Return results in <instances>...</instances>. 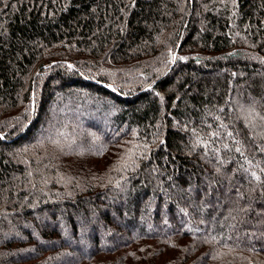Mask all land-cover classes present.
Listing matches in <instances>:
<instances>
[{
    "label": "trees",
    "instance_id": "1",
    "mask_svg": "<svg viewBox=\"0 0 264 264\" xmlns=\"http://www.w3.org/2000/svg\"><path fill=\"white\" fill-rule=\"evenodd\" d=\"M242 103L264 0H0V264H264Z\"/></svg>",
    "mask_w": 264,
    "mask_h": 264
},
{
    "label": "rangeland",
    "instance_id": "2",
    "mask_svg": "<svg viewBox=\"0 0 264 264\" xmlns=\"http://www.w3.org/2000/svg\"><path fill=\"white\" fill-rule=\"evenodd\" d=\"M246 94H249V93H246ZM245 94V95H246ZM247 96V95H246ZM104 103H105V101H103ZM101 105H103V103H102V101L101 102H98V103H96L95 104V108H96V116H98L99 118H95V119H98L100 122L102 121V123L104 124L105 122H106V120H107V117H106V115H107V113H105V112H103L101 109H102V106ZM87 106V104L85 103V105L84 106H78V107H75V108H72V109H66L67 111H69V112H71V114L73 115V119L75 120V121H77V123L78 122H82V121H85L86 120V118H84L83 117V115L84 114H82V113H86V111L88 110V108L86 107ZM58 111V110H57ZM59 113L61 112L60 110L58 111ZM239 113H240V115H241V117H242V119L245 121V122H247L248 123V126H250V128L254 131V133L255 132H257V133H264V119H261L262 118V116L264 117V115H263V113L262 112H260L259 110H258V108H256L255 106H253V105H251V104H246V105H244V103H242L240 106H239ZM81 117V118H80ZM205 180V179H204ZM138 192V194H140V195H143V192H141V191H137ZM125 202V200L123 199V200H121V201H118V202H115L114 203V206H112V205H109V204H107V205H109V206H111V208L112 207H118V206H122V204ZM96 213V212H95ZM115 213H116V210H115ZM126 216H125V219H123V218H119V217H117L116 218V223L120 226V224H124L126 227H128V228H135L137 225L136 224H134V223H132L131 222V220H128V218H129V216H128V211H127V213L125 214ZM127 219V220H126ZM82 221V220H81ZM130 228V229H131ZM88 228H87V226L86 227H84V229H83V233H84V235H86L87 236V233H86V230H87ZM31 230H33V229H31ZM111 230H113V228L111 229H109L108 231L106 230V231H104L102 228L99 230V234H101L102 235V239H105V240H108L109 239V235L111 234ZM88 231V230H87ZM89 231H91V230H89ZM109 231H111V232H109ZM95 233V232H94ZM89 234V233H88ZM84 237V236H83ZM85 238V237H84ZM81 248L82 249H84V244L81 246ZM33 251V250H32ZM63 262H64V260H63Z\"/></svg>",
    "mask_w": 264,
    "mask_h": 264
},
{
    "label": "snow or ice",
    "instance_id": "3",
    "mask_svg": "<svg viewBox=\"0 0 264 264\" xmlns=\"http://www.w3.org/2000/svg\"><path fill=\"white\" fill-rule=\"evenodd\" d=\"M237 151H239V149H237ZM253 175H255V174H253ZM257 179H259V177H256Z\"/></svg>",
    "mask_w": 264,
    "mask_h": 264
}]
</instances>
